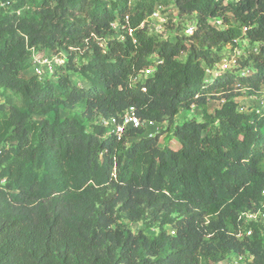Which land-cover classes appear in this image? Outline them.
<instances>
[{"label":"trees","instance_id":"1","mask_svg":"<svg viewBox=\"0 0 264 264\" xmlns=\"http://www.w3.org/2000/svg\"><path fill=\"white\" fill-rule=\"evenodd\" d=\"M168 2L172 41L147 23ZM244 42L236 69L207 75ZM33 52L64 62L39 76L29 72ZM241 91L264 97V0L9 4L0 11V264H220L234 255L264 264L263 223L239 219L264 199V106L239 111ZM209 100L223 103L209 113ZM130 107L166 122L177 145L143 127L116 139L99 124ZM194 107L199 121H176Z\"/></svg>","mask_w":264,"mask_h":264},{"label":"rangeland","instance_id":"2","mask_svg":"<svg viewBox=\"0 0 264 264\" xmlns=\"http://www.w3.org/2000/svg\"><path fill=\"white\" fill-rule=\"evenodd\" d=\"M9 1L10 4L12 5L15 0H6ZM3 2L2 0H0V3ZM155 14H152L150 16L149 19H147V23H148V29L150 32H156V34H160V36H162V38L164 39H169V41L173 40V32L169 29V27L171 26L170 22H177L176 20V14H177V10L175 9V7L173 6V4L171 2H168L166 5L164 6H157V8L155 9V11L153 12ZM192 25V21H189L187 23V27L185 30H187V28L189 26ZM183 29H181V31H183ZM184 30V33H185ZM248 49L247 44L244 43H239L238 46L234 49H225L222 52V56H223V60L221 61V63L218 64L217 67L218 70H210L211 74H217V73H221L224 70H230L231 68H237L238 67V63H237V58L239 57H245L246 53L245 51ZM65 54V53H64ZM77 62L80 60L78 57L76 58ZM242 70H240L239 72H241ZM31 72H36V67L32 68L30 71ZM70 80L71 82L77 86V87H88V83L83 80L80 76L76 75V74H70ZM235 102L237 103V108L239 111L241 112H246V113H250V112H260L264 106V97L262 95H255V96H249L246 95L244 91L239 92V95L236 97ZM221 102H219V100H209L207 102V110L208 112H212L214 109L218 108ZM201 118V111L198 107H194L191 110L188 111H184L181 114H179L176 117V121L179 120H196L199 121V119ZM166 122L162 123V124H158L157 129H154L153 131H151L152 136H159V143L164 146V145H172V146H176L177 145V141L170 135H167L164 133V129L166 126ZM136 228H141V225H137ZM263 229H264V222H263ZM146 234H155L154 230H148L146 231ZM248 258V262L249 260H251L250 257ZM231 259H234V256H231L227 261L225 262H221L220 264H229L228 261H230ZM230 264H233L232 262ZM238 264H245V261H241Z\"/></svg>","mask_w":264,"mask_h":264},{"label":"built area","instance_id":"3","mask_svg":"<svg viewBox=\"0 0 264 264\" xmlns=\"http://www.w3.org/2000/svg\"><path fill=\"white\" fill-rule=\"evenodd\" d=\"M9 4H10L9 1L1 2L0 3V11H6ZM17 14H19V13L17 12ZM153 14H155V13H153ZM110 26L114 30H117L119 27V25L116 22L111 23ZM131 31L132 30L130 28H128L126 30V33L129 36H131ZM185 33L190 34L191 30L188 28L187 30H185ZM120 40L123 41L122 36H120ZM226 49H229V46L226 47ZM32 62H33V68L36 67L35 73L40 76L44 73H51L55 66L63 64L64 58H63V56L62 57L61 56L50 57L49 54H39L38 52H33L32 53ZM151 72H152V70H148V69L141 71L138 76L133 78V81H136L138 78H140L141 75L149 76ZM207 75L211 76L214 74H211V71L207 70ZM220 102L223 103L222 100ZM99 124L102 127H104L105 129H107V131L111 135H113L116 139H119L121 137V135L125 132L126 129H132V128L134 129V128H139V127L146 128L147 136L151 137L152 136L151 131H153L154 129H157V127H158V123H156V122L140 120L137 117V115L135 113V109L133 107L128 108L124 112V114L118 119H116L114 117L108 118V119L101 118L99 120ZM263 198H264V191H263ZM242 217H244L246 219V222L263 223L264 222V199H263V202L261 204L260 209H258L257 212L242 214L239 217V219H241ZM250 233H251L250 229L246 230V232L239 231L236 234V237L241 238L242 235H244V234L246 236H249ZM246 257H249V256L234 255V259H231L228 262H229V264L231 262L233 264H238L241 261H245ZM227 260H225V261H227Z\"/></svg>","mask_w":264,"mask_h":264}]
</instances>
